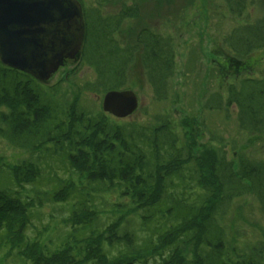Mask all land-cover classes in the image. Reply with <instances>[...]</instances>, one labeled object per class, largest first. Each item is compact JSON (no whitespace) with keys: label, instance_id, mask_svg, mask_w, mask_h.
Listing matches in <instances>:
<instances>
[{"label":"trees","instance_id":"trees-1","mask_svg":"<svg viewBox=\"0 0 264 264\" xmlns=\"http://www.w3.org/2000/svg\"><path fill=\"white\" fill-rule=\"evenodd\" d=\"M79 1L85 32L79 60L95 76L83 88L97 95L129 88L132 68L137 65L154 99L167 100L176 68L174 39L147 24L135 33L128 30L130 21L139 18L140 3L152 1L124 0L118 12L107 14ZM107 1L100 0L99 5ZM224 1L228 11L238 17L255 3ZM258 5L264 9V0H259ZM157 8L159 5L153 11ZM154 16L157 17L156 12L149 18ZM124 26L127 39L121 36ZM223 43L230 59L246 61V65H235L240 71L238 88L227 85L225 97L212 92L205 105L210 110L235 106L240 129L264 134V77L246 75L252 73L247 64L249 57L255 51H264V17L233 28ZM40 84L0 62V139L31 154L51 149L58 152L86 186L77 188L82 189V198L74 202L71 215L65 220L70 231L61 247L52 251L24 235L31 217L29 207H41L44 201H68L76 190L74 182L62 181L58 190L38 193L35 200H23L19 192L0 189V246L8 245L29 264H148L155 257L159 261L154 264H264V239L248 252L232 245L227 248L225 227L221 225L231 202L250 194L264 217V157L254 158L237 151L235 169L233 160L227 159L226 150L221 147L206 149L198 159L190 154L183 156L169 119L154 128L135 122L117 124L103 111H82L76 102L63 109L40 90ZM57 88H51L52 95ZM212 155L213 160L206 158ZM4 167L9 170L6 178L19 188L40 174L37 164L28 160L11 166L1 157L0 174ZM185 171L196 173L189 179H194L192 182L200 190L191 201V191L184 184ZM93 191H116L121 198H127L129 213L144 211L141 217L147 228L156 219H164L168 225L156 227L158 231L153 230L156 233L138 245L132 234L117 232L123 222L121 216L106 225L105 230L96 232L100 211L91 204ZM164 204H169L168 215L157 218ZM103 243H124L126 250L110 257L104 252ZM188 254L191 259H187Z\"/></svg>","mask_w":264,"mask_h":264},{"label":"rangeland","instance_id":"rangeland-1","mask_svg":"<svg viewBox=\"0 0 264 264\" xmlns=\"http://www.w3.org/2000/svg\"><path fill=\"white\" fill-rule=\"evenodd\" d=\"M83 1L86 7H99L105 14L118 12L121 3H124V0H108L99 5L100 0ZM126 1L129 2V0ZM149 1H152L151 4L140 3L139 18L130 21L128 30L135 33L137 28L147 24L152 30H157L163 35L168 34L174 39L176 68L170 82V96L164 101L155 100L150 85L141 74V68L136 65L132 68V76L129 77L130 80L133 77L132 84L130 82L127 86L129 88L123 89L135 92L138 97L137 109L132 115L123 119L106 113L107 117L117 124L135 122L145 128H154L163 120L169 119L182 155L190 154L193 159L200 158L206 149L216 150L220 147L226 150L227 159L233 160L235 169L237 168V151H243L254 158L264 157V134L256 135L240 129L237 126L235 106H223L220 110H210L205 105L212 92L217 91L225 97L227 85L235 84L238 88L240 71L237 70L238 68L235 69V65L243 64L244 68L246 61L230 59L223 39L233 28L264 17V9L258 5L259 0H254V5L248 6L241 17L229 12L224 0ZM156 2L159 8L153 11L155 7H158ZM155 12L157 17L150 19L149 15ZM123 30L121 36L127 39L126 26ZM78 60L79 58L73 64L63 66L51 80L40 84V90L47 92L50 100L53 103L57 102L63 109L68 106V103L76 102L77 107L82 111L97 114L103 111L101 105L104 94L97 95L83 88L84 84L94 80L95 76L88 65L85 66L81 60ZM235 61H238L237 64L234 63ZM247 62L252 70V73L246 74L247 76L250 74L253 78L264 77V51H255ZM51 88L58 89L55 95L51 94ZM214 156L206 158L211 161ZM1 157L7 165L12 166L28 160L36 163L40 169V174L35 181L19 188L14 181L6 178L5 173L9 170L6 167L2 168L0 189L19 192L23 200H35L38 193L58 190L62 181L71 179L74 182L76 190L68 201H59V203L44 201L41 207L37 206L38 204L29 207L31 217L24 235L29 240L40 242L49 251L60 248L70 231V226L65 220L71 215L74 202L82 198V189L77 188L81 184L86 186V182L79 180L69 167L65 156L52 149L31 154L11 147L1 138ZM190 166L192 168V165ZM195 174L185 171L184 184L188 186L187 191H191L190 201L194 199L195 192L200 193L196 184L192 182L195 180H190L195 177ZM90 194L93 200L91 204L100 211L96 221V232L105 230L106 225L113 222L117 216H121L123 222L117 232L132 234V239L138 245L144 244L146 237L153 236L156 233L153 230L158 231L162 225H168L164 219H156L150 222L148 228L145 227L141 217L144 211L129 213L127 198H121L116 191L104 194L93 191ZM203 194L204 191L201 195ZM169 208V204H164L160 212L156 214L157 218L168 215ZM221 225L225 227L224 239H226L227 248L232 245L248 252L252 246L264 239V217L252 194L233 200ZM103 250L106 255L113 257L125 251L126 245L103 243ZM186 257L191 259L190 254ZM156 261H159L158 257L149 260L148 264H154ZM0 264H29V262L18 257L16 251H11L7 245L0 246Z\"/></svg>","mask_w":264,"mask_h":264},{"label":"water","instance_id":"water-1","mask_svg":"<svg viewBox=\"0 0 264 264\" xmlns=\"http://www.w3.org/2000/svg\"><path fill=\"white\" fill-rule=\"evenodd\" d=\"M84 37L79 0H0V62L42 84L66 60L76 62ZM102 98V110L120 119L138 106V97L128 89L110 90Z\"/></svg>","mask_w":264,"mask_h":264},{"label":"flooded vegetation","instance_id":"flooded-vegetation-1","mask_svg":"<svg viewBox=\"0 0 264 264\" xmlns=\"http://www.w3.org/2000/svg\"><path fill=\"white\" fill-rule=\"evenodd\" d=\"M68 64H73V62L70 61V60H66V61H65V65H68ZM65 65H64V66H65Z\"/></svg>","mask_w":264,"mask_h":264}]
</instances>
